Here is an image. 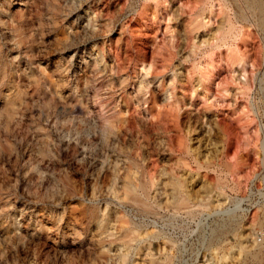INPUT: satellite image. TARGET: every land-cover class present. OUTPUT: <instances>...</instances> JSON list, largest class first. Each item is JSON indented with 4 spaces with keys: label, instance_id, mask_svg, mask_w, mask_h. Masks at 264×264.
I'll return each mask as SVG.
<instances>
[{
    "label": "rangeland",
    "instance_id": "rangeland-1",
    "mask_svg": "<svg viewBox=\"0 0 264 264\" xmlns=\"http://www.w3.org/2000/svg\"><path fill=\"white\" fill-rule=\"evenodd\" d=\"M256 22L246 0H0V264H264Z\"/></svg>",
    "mask_w": 264,
    "mask_h": 264
},
{
    "label": "bare ground",
    "instance_id": "bare-ground-1",
    "mask_svg": "<svg viewBox=\"0 0 264 264\" xmlns=\"http://www.w3.org/2000/svg\"><path fill=\"white\" fill-rule=\"evenodd\" d=\"M247 2V6L248 8L252 11L253 15L255 16L256 18V23L257 25L259 26V28H261L263 31H264V0H246ZM246 8V7H245ZM238 9V8H237ZM247 14H245L243 12V10H241L240 8L238 9V16L241 17V18H247L246 16ZM252 15V14H251ZM79 28V27H78ZM78 29H76L77 31ZM182 32V31H181ZM79 34V33H78ZM90 62V61H89ZM85 69H83V73H77L76 74V78H77V82H76V87L82 89L84 88L83 86V81H87L89 83H91V85L94 87L95 86V81L98 79L96 78L97 77V74L98 73H103L104 71V68H100L99 66V60H93L91 61L89 64L87 63V65L84 67ZM108 72V70H107ZM106 77V74L102 75L101 76V79L102 81L105 79ZM100 79V80H101ZM70 81V80H69ZM101 81V82H102ZM71 82V81H70ZM86 83V82H85ZM100 83V82H99ZM261 84L260 86L262 87L263 89V94H264V72H263V76L261 77L260 79V83ZM140 85H142L140 83ZM58 86V85H57ZM91 86V87H92ZM104 86H107V85H104ZM90 87V89H91ZM260 87V88H261ZM89 86L87 87V89H85L87 91V94L88 93V89ZM56 87L54 86H51V91L54 93L56 91ZM109 90V89H108ZM73 91V90H72ZM74 92V91H73ZM72 93V92H71ZM54 96V95H53ZM60 96V95H59ZM74 98V97H73ZM65 103V102H64ZM71 103V102H70ZM72 105V104H71ZM75 107V106H74ZM106 120H109L110 121V124L111 125H114L113 123V120L109 117V116H106L105 117ZM211 121V120H210ZM124 123V122H123ZM213 124V123H212ZM121 129V128H120ZM147 132V131H146ZM124 134V133H123ZM146 134V133H145ZM128 136V135H127ZM132 137V136H131ZM83 140V139H82ZM87 140V139H86ZM124 140V139H122ZM201 140V139H200ZM150 142V141H149ZM264 142V141H263ZM262 142V146L259 147V151H260V154H262V152L264 151V143ZM87 143V142H86ZM84 143V144H86ZM123 144V143H122ZM148 144V143H147ZM152 144V143H151ZM125 145V144H124ZM123 145V147H124ZM154 145V144H153ZM218 145V144H216ZM157 146V145H156ZM57 147V145H56ZM69 148L71 150H76L77 148V144L76 143H71L69 144ZM153 148V147H152ZM57 149H61L60 146L57 147ZM126 149V147H125ZM151 149V148H150ZM69 150V149H68ZM161 150V149H160ZM209 152V151H208ZM264 153V152H263ZM148 154V153H147ZM262 155H260L261 157ZM263 161V160H262ZM133 164H135V166L137 167V169H134V173L136 175L132 176L129 172L125 175L124 177V189H125V192H126V195H128V198L133 201V203L142 211H152L153 207L147 203L144 199H142L138 194L135 193V190L141 186L142 188H146V181L143 180V175H144V170L141 169V173H139L138 171L140 170V163L137 161V160H132ZM166 161H164L163 163H165ZM168 163V162H167ZM166 164V163H165ZM164 167V166H163ZM130 170L133 168L132 165L130 164L129 167H128ZM166 168V166H165ZM121 169V168H120ZM163 171H161L160 173L157 174V176H162L163 175ZM124 174V173H123ZM154 174H151V180L154 179ZM102 177L104 179H111L112 178V182H115V172L113 171V168H109L107 170H105L103 173H102ZM189 177V176H188ZM190 177H195L194 175L190 174ZM135 178H137V181ZM169 179H166V183L167 184H172L174 183V186H181L183 185V182L181 181V179L178 177V179H174V177L172 176H169L168 177ZM186 178V177H185ZM100 179V178H99ZM102 179V178H101ZM163 179V178H162ZM136 180V181H135ZM164 181V180H163ZM210 183V182H209ZM113 185V184H112ZM113 187V186H112ZM196 192V191H195ZM201 194V193H200ZM170 195V194H169ZM171 196V195H170ZM181 200H180V203H183V202H186L188 200H186L185 198L182 199L183 197H180ZM245 198H235V204L239 207L240 204L242 203V201H244ZM175 205V204H173ZM172 206V205H171ZM154 213V212H153ZM261 222V221H260ZM126 235H128V233H126ZM248 253L251 255V257H253L254 259L258 260V254L256 253H253V252H249ZM125 260V258H124ZM260 260V259H259ZM256 262V261H255ZM168 264V263H167ZM257 264V262H256Z\"/></svg>",
    "mask_w": 264,
    "mask_h": 264
}]
</instances>
